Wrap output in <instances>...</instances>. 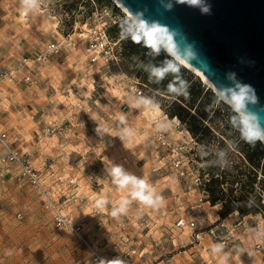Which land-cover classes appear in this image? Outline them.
Returning a JSON list of instances; mask_svg holds the SVG:
<instances>
[{
  "label": "rangeland",
  "instance_id": "1",
  "mask_svg": "<svg viewBox=\"0 0 264 264\" xmlns=\"http://www.w3.org/2000/svg\"><path fill=\"white\" fill-rule=\"evenodd\" d=\"M37 2L39 7L22 19L21 0H0V126L9 131L13 146L48 174L55 198L70 218L83 224L84 237L58 228L39 191L16 178L14 163L3 164L0 264H99L115 258L126 264H220L225 254V264H264V244L258 247L254 232L264 220V156L257 165L247 155V150L257 153L260 141L248 145L232 123L230 107L210 97V117L202 119L209 130L194 136L178 117L166 114L163 107L172 96L149 89L135 94L131 85L136 75L154 57L145 47L137 45L138 54L127 55L121 67L90 64L80 33L89 38L93 28L106 22L111 34L121 38L120 22L127 11L115 0ZM64 36L57 54L35 64V83L1 76L23 56ZM130 44L121 38L123 49ZM182 67L215 93L200 73ZM143 99L159 109L150 110L140 103ZM160 121L169 127L158 131ZM122 127L135 131L131 141L121 140ZM181 145L185 149L176 148ZM3 152L0 147V156ZM178 157L182 167L173 163ZM113 164L147 180L164 197L162 207L149 209L133 201L126 215L113 218L112 206L127 196L111 181L107 169ZM217 178L225 199L213 203L209 186ZM203 192L210 203L196 218L201 228L196 237L197 229L181 228L178 220L193 218L192 208ZM241 195L253 207L246 213L236 208L222 217L225 202H236ZM99 197L110 201L103 210L94 207ZM244 218L254 227L250 233L236 225ZM213 222L235 227L220 254L211 252L213 244L222 243L209 232Z\"/></svg>",
  "mask_w": 264,
  "mask_h": 264
},
{
  "label": "clouds",
  "instance_id": "2",
  "mask_svg": "<svg viewBox=\"0 0 264 264\" xmlns=\"http://www.w3.org/2000/svg\"><path fill=\"white\" fill-rule=\"evenodd\" d=\"M175 4H184L190 7L199 8L202 13H210V5L207 0H174ZM162 7L165 10H171L174 6L173 0H161ZM39 7L37 0H21V18L24 19L30 12H34ZM121 38L131 40L135 44H142L147 48L148 55L158 56L165 53L168 57L161 66H151L149 78L156 82L162 81L166 76L172 74L174 80L168 84V92L173 97L188 96L189 84L181 76V68L184 65H193V61L200 59L198 50L194 43L189 42L187 36L178 29L171 28L168 25L161 24L158 20H148L143 11L128 12L120 22ZM228 84H222L219 87L215 85V97L217 100L227 104L234 113L232 123L239 128L242 139L248 144L254 146L257 141L264 143V119L260 111H254L250 105H256L258 98L255 90L249 84L237 80L235 73H227ZM141 104L147 106L150 110H158L159 105L150 99H143ZM134 104L133 107H139ZM121 124L125 123V117H119ZM169 125L163 121L157 122L158 131H164ZM99 134L98 130H96ZM122 141H131L135 136V131L128 127H122L118 134ZM111 176L112 183L120 191H126L127 196L122 197L111 208L110 215L113 218H119L126 215L130 204L137 201L140 205L149 209H159L164 203V197L157 193L156 189L144 178L137 177L128 173L121 165L113 164L107 169ZM110 203L107 197H99L94 202L97 210H103ZM260 238V237H258ZM264 242V238H261ZM223 243L213 244L211 252L220 254L224 249ZM228 255L220 257V264H225ZM99 264H126L120 258L111 261L101 259Z\"/></svg>",
  "mask_w": 264,
  "mask_h": 264
},
{
  "label": "water",
  "instance_id": "3",
  "mask_svg": "<svg viewBox=\"0 0 264 264\" xmlns=\"http://www.w3.org/2000/svg\"><path fill=\"white\" fill-rule=\"evenodd\" d=\"M118 1L129 12L143 11L146 19L178 29L199 52L193 67L218 87L229 83L227 73H235L255 90L258 102L249 107L264 108V0H207L209 14L174 0L170 11L161 0Z\"/></svg>",
  "mask_w": 264,
  "mask_h": 264
},
{
  "label": "built area",
  "instance_id": "4",
  "mask_svg": "<svg viewBox=\"0 0 264 264\" xmlns=\"http://www.w3.org/2000/svg\"><path fill=\"white\" fill-rule=\"evenodd\" d=\"M59 22L60 21H58V23ZM61 30L63 31L62 28ZM83 34L84 33H80V37H82L81 39H84L86 44L83 52L90 64L98 63L103 67H109L111 65H118L121 67V65L125 63L122 55L121 38L114 37L110 34L106 22L93 28L89 33V38H85L88 36H83ZM66 39L67 36H64L62 41H51L34 54L23 56L19 64L6 69L2 72L1 76L11 81H15L19 78L27 83H35L37 81L34 72L35 64L46 61L57 54L62 49ZM147 89L155 91L154 88L141 82L140 77L136 75V78L131 85V90H133L135 94L140 95L147 91ZM164 142H166V140H164ZM0 147L5 150L0 156V165L14 163L17 166L15 174L16 178L23 183L30 184L39 191L43 198L44 206L53 214L55 225L60 229H65L80 237H84L83 224L70 218L68 214L64 212L62 204L55 198V191L53 185L49 182L48 174L41 168L34 166L30 160L13 146L9 131L2 126H0ZM185 147L186 146L183 145L176 146L179 150H183ZM243 157L245 158V156ZM173 163L177 167H182L183 159L178 157L173 160ZM197 180H200L202 183L200 176H197ZM260 194L264 212V190ZM206 202L210 203V200L208 199V195L203 192V195L192 208L193 214H195L193 218L188 219L185 216H182L178 220V225L181 228L190 227L191 229H197L193 231L196 237L200 236L201 230V228L197 226L196 218L200 216L201 210L205 208ZM236 225L239 226V230L242 233H250L254 229L247 218L239 220ZM234 231L235 227L230 228L225 222L219 224L213 222L209 224L210 234L222 243L230 242L235 235ZM254 232L257 239V245L260 247L264 244V242H261V238H264V220L263 222H257Z\"/></svg>",
  "mask_w": 264,
  "mask_h": 264
},
{
  "label": "trees",
  "instance_id": "5",
  "mask_svg": "<svg viewBox=\"0 0 264 264\" xmlns=\"http://www.w3.org/2000/svg\"><path fill=\"white\" fill-rule=\"evenodd\" d=\"M111 35L117 37L113 34ZM137 45L144 48L142 44L135 43L125 46V49H123L122 47V55L124 60L128 59L127 55L138 54L139 49ZM167 58L168 57L165 53H161L160 55L151 58V60L147 63L145 69L139 74V77L141 79V82L146 83L148 86L154 88L157 92L172 96V101L170 102V104L166 107H163L166 114L170 118L178 117L183 123L187 125L189 129L188 131H190L194 136H198L200 132H206L207 130H209L207 125L203 126L202 122V119H208L210 117V111L213 108L212 104L206 101V97H210L211 99L218 101L220 104L225 103L217 100V98L215 97V93L210 88H207L199 78H194V75L184 67L181 68V76L189 84V94L187 97L181 95L174 98L173 94L168 92V84L174 80V76L172 74H169L165 77L164 80L159 82H156L155 79L149 78L150 67L153 65L161 66ZM259 144L260 145L257 147V153L247 150L248 158L250 159V161L257 163V165H260L261 157L264 156V145L261 142H259ZM220 184L221 182L217 178L212 179V182L209 186L213 195V203H215L218 199H225L224 195H222V193L220 192ZM245 198L246 196L241 195L235 199L236 202H239L238 206L233 200L226 201L223 207L220 209L221 216L226 217L236 208H239L242 213H246L247 211H249V208H252L253 205L249 203L248 200H245Z\"/></svg>",
  "mask_w": 264,
  "mask_h": 264
},
{
  "label": "bare ground",
  "instance_id": "6",
  "mask_svg": "<svg viewBox=\"0 0 264 264\" xmlns=\"http://www.w3.org/2000/svg\"><path fill=\"white\" fill-rule=\"evenodd\" d=\"M116 2H118L121 6H122V8L125 10V11H127V13L129 12L118 0H115ZM188 67H190L191 69H193L194 71H196V72H198V73H200L201 74V72L198 70V69H196L195 67H193L192 65H187ZM202 75V74H201ZM203 76V75H202ZM203 78H204V80L206 81V82H208L214 89H215V86L205 77V76H203ZM188 132V131H187Z\"/></svg>",
  "mask_w": 264,
  "mask_h": 264
},
{
  "label": "crops",
  "instance_id": "7",
  "mask_svg": "<svg viewBox=\"0 0 264 264\" xmlns=\"http://www.w3.org/2000/svg\"><path fill=\"white\" fill-rule=\"evenodd\" d=\"M1 103H2V101H1ZM186 131H188V129L186 128ZM189 132V131H188Z\"/></svg>",
  "mask_w": 264,
  "mask_h": 264
}]
</instances>
